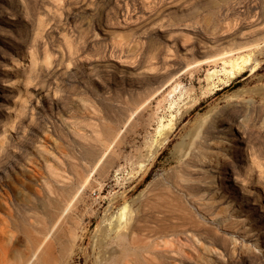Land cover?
I'll return each instance as SVG.
<instances>
[{
    "label": "rangeland",
    "instance_id": "rangeland-1",
    "mask_svg": "<svg viewBox=\"0 0 264 264\" xmlns=\"http://www.w3.org/2000/svg\"><path fill=\"white\" fill-rule=\"evenodd\" d=\"M229 50L251 58L234 78L219 61ZM233 114L250 138L240 175L257 163L264 179V0H0V244L11 263L107 261L115 234L97 242L124 205L147 240L218 220L220 236L257 252L261 240L217 186L203 202L212 215L194 214L179 187L212 118L226 125L201 159L217 167ZM225 217L244 222L230 229ZM193 242L204 263L241 264Z\"/></svg>",
    "mask_w": 264,
    "mask_h": 264
},
{
    "label": "bare ground",
    "instance_id": "bare-ground-1",
    "mask_svg": "<svg viewBox=\"0 0 264 264\" xmlns=\"http://www.w3.org/2000/svg\"><path fill=\"white\" fill-rule=\"evenodd\" d=\"M236 51L237 50H235V52ZM235 52L234 50H229L225 52L219 59L225 69L226 66L230 68V70H228L227 72L229 78H234L237 74L242 72L243 69L251 62V58L249 56L244 57L242 55L243 53L241 54V56L238 55L240 53ZM55 108L57 109V111L64 109L58 99L57 103L55 104ZM212 112L213 111L210 109L204 117L202 116V118H198V120L200 122H204V120H207L208 118L210 119ZM236 117L238 116H232L231 119H227L228 123L231 122L230 125H228L231 127V129L227 130L225 136L229 137V139L227 140L232 143H230V148L221 152L222 154L219 156L217 167H209L210 165L208 166L206 162L201 159V155L203 154L202 148L210 146L211 143L209 144L208 141L212 139L213 132H217L218 134L219 128H222L224 125H226V120L212 118L210 124L205 126L202 132L203 141L193 144L195 150H192L188 154V157H186V160L183 163L185 169L181 171V175L184 178H182L183 182L179 185V187L183 196L188 198L187 203L189 205L193 203L195 206L199 207V209L195 208V211L193 212L194 214L199 215V210L201 207H203L202 210H205L210 215H212L213 212L211 208L203 202L205 200V196L209 194L207 185L211 184L217 186L215 188L221 191V196L217 199L221 200L228 196L231 202H236L240 206L239 214L244 213L246 220L249 223V230L247 231V234L250 235L251 233H256V235H254V238L256 237V243L257 241L261 240V247H258V251L255 252V250L253 249H247L246 251H243V240L238 241L237 239L233 240V238L231 237L225 238L223 236H220L218 230V220H215V226H207L204 223L202 224L200 221H194L193 223H191L192 225H190L186 229H183V235L181 236L172 234V236H170V239L159 236L156 239L147 240L148 237L141 235L143 230L138 225L137 216L133 214L130 208L127 210L128 206L124 205L123 208H121L122 212L118 214L116 221H110L109 224L105 228H103L102 237L97 242L101 246L105 243L107 237H110L113 233L115 234V248L111 246H108L106 248H114L113 253H116V255L112 258L108 257L107 261H104L105 264H206L207 262L204 263V261L202 260L203 258L201 251L198 250L194 245V238H197L198 241L205 243L206 246L208 244L209 254L213 257L215 256L216 258H218L217 254L215 253V248H220L223 254H232L231 256H236L241 264H264V220L262 222L260 221V219L264 217V183H262V180L264 179H262L263 176H260V174L256 171V168L259 167L257 163L256 168L248 166L246 172H243L245 175H240V169L243 167L242 163L247 162L244 152H248L247 150L248 144L250 143V138L247 133L240 132L239 128H236L235 125L233 126ZM170 127L171 126L167 127L168 131H166V133L164 131L162 143L167 142L169 137V130L172 129V127ZM159 145L156 146L159 147ZM154 150L151 152L150 157H152L156 153V151ZM4 165L11 166V164L6 161ZM197 165L209 167V169H204V176H201L199 173L188 172V168H196ZM261 166L262 165H260V168ZM2 171H5V169H3ZM197 171L201 172L200 169H198ZM194 175H196V177ZM251 189L256 190V195H252L253 193L251 192ZM260 192H262L263 194V201H261L262 196H260ZM138 196H140V194ZM222 222L224 223L222 224L223 226L233 229L235 226L234 224H242L244 221L240 220L237 221V223H234L232 220H230L229 218L226 219L225 217L224 220L220 221V223ZM187 232L191 233L187 234ZM1 233L4 234V228L0 229V234ZM245 236L247 235L245 234ZM230 240L235 243L233 247L230 246ZM109 252L111 253L112 251ZM9 253L10 249L5 245L0 244V264H13L11 263L12 259H9ZM102 253L104 254V252ZM100 255L102 256V254ZM163 256H165L167 259H171L173 263H167L166 261H164ZM96 261H98L97 264H100L102 262H99V260Z\"/></svg>",
    "mask_w": 264,
    "mask_h": 264
}]
</instances>
